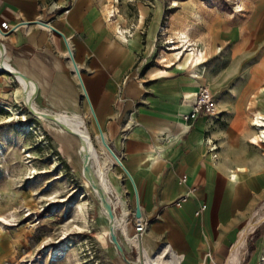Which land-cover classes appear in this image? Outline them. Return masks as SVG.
Returning a JSON list of instances; mask_svg holds the SVG:
<instances>
[{"label": "crops", "instance_id": "obj_1", "mask_svg": "<svg viewBox=\"0 0 264 264\" xmlns=\"http://www.w3.org/2000/svg\"><path fill=\"white\" fill-rule=\"evenodd\" d=\"M162 17L156 2L0 0V23L17 25L0 38L2 53L32 80L40 107L80 115L77 109L87 100L69 48L106 142L131 175L149 222L140 249L118 226L129 259L229 264L242 232L264 206V127L254 124L264 122V0L229 14L186 10L183 22L172 12L168 22ZM163 25L169 39L179 35L203 50L201 67L187 68L185 59L168 67L153 61ZM202 86L220 113L186 124L182 116L190 108L183 97ZM126 123L133 126L123 134ZM57 125L53 130L66 135ZM67 135L79 154L77 138ZM113 173L112 180L109 172L106 177L111 202L131 237L134 189L122 170ZM202 204L206 210L196 217ZM237 264H264V220L247 235Z\"/></svg>", "mask_w": 264, "mask_h": 264}, {"label": "rangeland", "instance_id": "obj_2", "mask_svg": "<svg viewBox=\"0 0 264 264\" xmlns=\"http://www.w3.org/2000/svg\"><path fill=\"white\" fill-rule=\"evenodd\" d=\"M133 1L146 3L149 7L155 2L160 3L164 22H168L171 12L183 22L186 10L194 9L196 12L206 8L229 14L245 11L252 2ZM167 36L163 25L158 33L157 52L153 58L159 66L178 65V61L185 59L184 65L189 68L193 61L188 52L192 48L204 56L199 46L189 44L185 38L179 39L178 35V38L169 39ZM202 62L203 58L195 68L201 67ZM34 95L33 92V103L44 109L34 100ZM45 109L52 113L47 106ZM77 113L86 123L101 165H110L108 172L112 180L113 172L120 173L121 170L105 149L96 144L98 132L84 98ZM41 123L52 126L46 127ZM52 127V123L39 120L30 112L17 79L0 73V264H124L107 240V217L83 178L86 156L81 157V150L78 154V145L71 141L74 137L67 134L77 136L66 129H61V133L66 135L60 134ZM77 140L82 149L80 140ZM100 179L113 200L108 178ZM257 214L264 215V206Z\"/></svg>", "mask_w": 264, "mask_h": 264}, {"label": "bare ground", "instance_id": "obj_3", "mask_svg": "<svg viewBox=\"0 0 264 264\" xmlns=\"http://www.w3.org/2000/svg\"><path fill=\"white\" fill-rule=\"evenodd\" d=\"M2 37L3 36L0 35V38H2ZM0 44L3 45L1 42H0ZM1 45H0V70L5 69L6 67H8V64H9L7 58L4 57V55L2 53ZM184 52H187V50L184 49ZM188 53H189L188 56L192 57V61H193L192 64H190L189 68L195 67L197 64H199L201 62L203 57L197 51H195L194 49H190V51ZM6 70H8V69H6ZM21 75L23 77L22 79H18L16 77L15 78L17 79V81L21 85L24 103L29 108L30 112L33 115H35V117L38 118L39 120H42V121L48 120V121L52 122V124H53V122L57 123L59 132H61V129H66L67 131L72 132V133L74 132V134L77 136V138L81 142L82 149H81L80 155L82 158H84L86 156L85 161L87 162V168L89 170V173L96 176L97 181L99 182V187L108 196L107 190L104 187L103 183L101 182L100 177H101V175H104L105 178L107 177L109 167H108V164L101 165V163L99 161V157H98L97 152L95 150V147L92 143L90 134H89L88 129L86 127V123L83 120V118L80 115H76V114H73V115L52 114V113H45L44 111L40 110L33 103L34 101H32V94L34 92V88H33V85L31 83L32 80L23 73H21ZM36 97H37V94L34 95V100L36 99ZM255 122L256 123H254V124H257L258 127H261V128L264 127V122L262 121V119H256ZM66 125L71 127L73 131H71ZM263 138H264V135H263L262 139ZM95 141L99 147L104 148L102 143H101V140L99 138V134L95 137ZM108 181H109V183H111L109 179H108ZM108 198H109V201H111L109 196H108ZM104 215H105V213H104ZM258 217L259 218H257V220L254 219V221L242 232V234L240 236L239 243L237 244L236 248L234 249L233 254H231L232 257L229 261V264H237L238 261L241 259V253H242V249L245 245L247 235L249 234L250 230H253L264 219V215L258 216ZM115 223H116L117 227L118 226L121 227L122 233L126 237V240L130 243V245L134 246L135 248L138 249L140 246L139 240L131 239L129 237V235L126 231L124 218H118L117 219V217H116ZM150 261H152L153 264H178V263H176V260L174 258L172 259V261H166L163 257H161L160 259H156V258L150 259Z\"/></svg>", "mask_w": 264, "mask_h": 264}, {"label": "water", "instance_id": "obj_4", "mask_svg": "<svg viewBox=\"0 0 264 264\" xmlns=\"http://www.w3.org/2000/svg\"><path fill=\"white\" fill-rule=\"evenodd\" d=\"M45 27L51 28V30L56 31L55 29H53L52 27H49L46 24H42ZM68 52H69V57L70 60L73 64V69L75 72V75L78 79V82L81 86L83 95L85 97V99L87 100L91 115L93 117L97 132L99 134V138L101 140V143L105 149V151L108 153L109 157L112 159V161L122 170V172L124 173L125 177L131 182L132 187L134 189V194H135V211H134V217L136 219H140L142 217L141 215V211H140V205H139V200H138V195H137V190L134 184V181L131 177V175L128 173V171L125 169V167L123 166L122 162L120 161V159L117 157V155L113 152V150L110 148V146L108 145V143L106 142L105 136L103 134V131L97 121V118L95 116L93 107L89 101L86 89L83 85L82 79L80 77V74L78 72V69L76 67V64L73 61L72 58V54L68 48ZM8 69V70H6ZM0 73H4L7 75H13L14 77L18 78V79H22V75L21 73H19L17 70H15L13 67H11L8 64V67H6L5 69L0 70ZM42 125L46 126V127H50L52 126L51 124H45V123H41ZM83 178L85 179V181L89 184V187L91 188V190L95 193L101 208L103 209V212L105 213L107 220H108V234H109V242L112 244V246L114 247V249L116 250V253L118 255V257L121 259V261L124 264H140L139 261H133L131 259H129L126 256V253L123 249V246L121 244V241L119 240V235H118V230L119 228L116 226L115 223V219H116V215H115V211H114V206L112 204L111 201H109V198L107 196V194L99 187V182L97 181V178L93 175L89 173V170L87 168V162L85 160H83ZM255 217V216H254ZM254 217L253 219L250 221L249 224H251L254 221ZM264 220V219H263ZM262 220V221H263ZM249 226V225H248ZM139 262V263H138Z\"/></svg>", "mask_w": 264, "mask_h": 264}, {"label": "built area", "instance_id": "obj_5", "mask_svg": "<svg viewBox=\"0 0 264 264\" xmlns=\"http://www.w3.org/2000/svg\"><path fill=\"white\" fill-rule=\"evenodd\" d=\"M15 28H17V25L16 27H10L7 22H2L0 23V35H5L11 32ZM197 52L203 56V53H201L200 51ZM183 101L184 102L187 101L186 104L190 108V112L182 116V120L186 124H191L202 116L215 117L220 113V109L215 97L211 93L210 89L206 86H202L198 89V91L184 96ZM132 126H133L132 123H126L124 126L123 134H125ZM208 151L209 153H214L216 151V146L211 145V143H209ZM212 157L216 159L217 155L213 154ZM180 180L182 183H185L186 176H182ZM189 192L190 193L193 192V189H190ZM184 200L185 197L175 201L173 205L180 206L181 202H183ZM205 210H206V205L202 204L198 209V211L195 213V216L199 217ZM132 220L134 223L133 226L134 234L131 237L130 236L129 237L131 239L139 240L141 235L147 232L149 227V222L142 217L140 219H136L134 217V214H132Z\"/></svg>", "mask_w": 264, "mask_h": 264}]
</instances>
